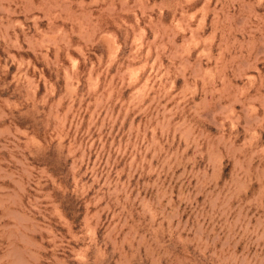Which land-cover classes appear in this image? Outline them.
<instances>
[{"label":"rangeland","instance_id":"1","mask_svg":"<svg viewBox=\"0 0 264 264\" xmlns=\"http://www.w3.org/2000/svg\"><path fill=\"white\" fill-rule=\"evenodd\" d=\"M0 264H264V0H0Z\"/></svg>","mask_w":264,"mask_h":264}]
</instances>
